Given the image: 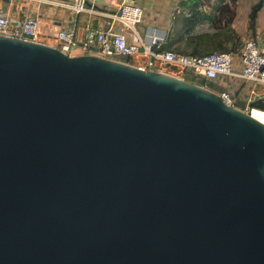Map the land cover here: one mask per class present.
<instances>
[{
    "label": "water",
    "instance_id": "95a60500",
    "mask_svg": "<svg viewBox=\"0 0 264 264\" xmlns=\"http://www.w3.org/2000/svg\"><path fill=\"white\" fill-rule=\"evenodd\" d=\"M0 264H264V124L173 75L0 36Z\"/></svg>",
    "mask_w": 264,
    "mask_h": 264
},
{
    "label": "built area",
    "instance_id": "2783aa9c",
    "mask_svg": "<svg viewBox=\"0 0 264 264\" xmlns=\"http://www.w3.org/2000/svg\"><path fill=\"white\" fill-rule=\"evenodd\" d=\"M37 1L65 8L77 15L91 11L87 8L86 0H75L73 3L58 0ZM179 11V8L175 9V13ZM106 16L111 19L112 23L120 24L125 28L128 34H114L104 30L89 34L82 44V50L86 55L117 61L142 57L144 61L138 68L147 72L156 71L171 75L164 70V66L170 65L207 81L225 83L228 80H241L252 85L251 96L257 94L258 87L264 86V51L255 39L245 41L239 55L229 53H215L203 57L183 55L159 51L168 34L160 37L156 34H142L138 30L144 20V10L140 6L123 2L117 12L106 14ZM13 22L10 16L0 14V36L41 43L39 41L41 35L39 18L25 19L16 26ZM53 39L60 51L72 56L73 49L77 47L74 32L58 30ZM235 57L239 60L240 70L236 69ZM175 74L180 76L178 72ZM217 94L227 107L237 108L229 92L221 91Z\"/></svg>",
    "mask_w": 264,
    "mask_h": 264
},
{
    "label": "crops",
    "instance_id": "0c3cea01",
    "mask_svg": "<svg viewBox=\"0 0 264 264\" xmlns=\"http://www.w3.org/2000/svg\"><path fill=\"white\" fill-rule=\"evenodd\" d=\"M9 10L13 9V4H17L18 23L21 24L28 18H39L40 20V38L42 44L56 47L53 36L58 30H66L75 33L77 47L72 51V56L86 55L82 50V44L85 38L98 31H109L114 34H128L127 30L120 24L112 23L106 14L117 12L123 2H129L140 6L144 10V20L139 25L138 30L142 34H156L165 36L169 33L175 14V9L180 7L184 0H86L88 10L82 14L73 12L47 4H42L37 0H11ZM67 3H73L75 0H58ZM0 0V8H1ZM12 16V14H8ZM121 62L139 67L143 63L142 57L121 59ZM235 66L237 70L241 69L239 60L235 57ZM164 70L171 71L170 67L164 66ZM241 80H228L222 83L223 90L229 89L235 102L244 103V100L264 99V86L257 89V94L251 96L252 85ZM240 109V108H239Z\"/></svg>",
    "mask_w": 264,
    "mask_h": 264
},
{
    "label": "trees",
    "instance_id": "16d2710c",
    "mask_svg": "<svg viewBox=\"0 0 264 264\" xmlns=\"http://www.w3.org/2000/svg\"><path fill=\"white\" fill-rule=\"evenodd\" d=\"M237 2L238 0L182 1L180 11L174 14L172 27L159 51L197 57L215 53L239 55L244 44L242 45L241 37L233 27L237 16ZM263 6L264 0H259L253 7L250 14L251 30H255L258 13ZM183 72L187 77L185 81L194 84L197 79H191L187 76L188 72ZM204 80L202 83H205ZM209 82L214 88L210 90L221 92L215 90L214 81ZM196 85L206 87L203 84Z\"/></svg>",
    "mask_w": 264,
    "mask_h": 264
},
{
    "label": "rangeland",
    "instance_id": "374dc122",
    "mask_svg": "<svg viewBox=\"0 0 264 264\" xmlns=\"http://www.w3.org/2000/svg\"><path fill=\"white\" fill-rule=\"evenodd\" d=\"M258 2L259 0H238L237 9H236L237 16H236L233 27L236 29V31L240 35L241 40H242V45L245 43V41L249 39H255L259 43L261 50L264 51V6L258 13V17L255 23V30H251V23H250V14L252 12L253 7ZM166 71L171 73V75L175 77H179L183 80L187 79V77L184 75L185 72L183 71H181V73L180 72L178 73V74H181L182 77L177 76L175 72H170L169 70H166ZM187 76L190 77L191 79H194V78L197 79L195 80L194 84H203L204 86L206 85V87H208V88L204 87L206 89H209V90L214 89L213 87H211L210 82L207 80H204L200 77H196L190 72L187 73ZM203 80L205 81V83H202ZM213 85L215 86L216 91L223 90L222 86L219 84V81L213 82ZM246 85L248 84L246 83ZM224 91L229 92L232 96L231 90L225 88ZM256 100L251 101V99L247 98L246 100H244V103L236 102V106L240 108V110L246 113H250L251 111L250 104Z\"/></svg>",
    "mask_w": 264,
    "mask_h": 264
},
{
    "label": "bare ground",
    "instance_id": "6f19581e",
    "mask_svg": "<svg viewBox=\"0 0 264 264\" xmlns=\"http://www.w3.org/2000/svg\"><path fill=\"white\" fill-rule=\"evenodd\" d=\"M249 114L256 120L264 124V111L253 108L251 109Z\"/></svg>",
    "mask_w": 264,
    "mask_h": 264
}]
</instances>
